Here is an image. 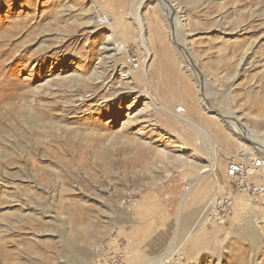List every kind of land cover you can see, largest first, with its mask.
Listing matches in <instances>:
<instances>
[{
  "label": "rangeland",
  "instance_id": "374dc122",
  "mask_svg": "<svg viewBox=\"0 0 264 264\" xmlns=\"http://www.w3.org/2000/svg\"><path fill=\"white\" fill-rule=\"evenodd\" d=\"M134 1L0 0V264L97 263L144 200L218 185L228 220L198 218L145 264H264V209L226 172L259 154L220 117L264 138V0H139L142 32Z\"/></svg>",
  "mask_w": 264,
  "mask_h": 264
},
{
  "label": "crops",
  "instance_id": "0c3cea01",
  "mask_svg": "<svg viewBox=\"0 0 264 264\" xmlns=\"http://www.w3.org/2000/svg\"><path fill=\"white\" fill-rule=\"evenodd\" d=\"M184 191L182 190L181 194ZM172 197V200L167 202L144 200L140 206L131 210L130 218H127L126 224H129L127 227L112 229V231L120 234L126 244L127 251L130 253L125 264H145L150 257L157 256L167 247L173 233H177L179 238L177 244H181V248L183 247L184 241L190 236L195 223L198 221L205 202L197 201L196 203L194 200L191 203L183 202L181 206L180 199L178 203L174 204L175 195ZM176 214L179 216L178 223L169 222L171 215L175 217ZM114 251V245L112 243L107 244L105 255L94 264H108ZM188 256L189 254H186V260L190 261Z\"/></svg>",
  "mask_w": 264,
  "mask_h": 264
},
{
  "label": "built area",
  "instance_id": "2783aa9c",
  "mask_svg": "<svg viewBox=\"0 0 264 264\" xmlns=\"http://www.w3.org/2000/svg\"><path fill=\"white\" fill-rule=\"evenodd\" d=\"M98 19V18H97ZM237 159H232L226 168L227 175L232 179L237 190H241L249 195V201L253 204H260L264 209V179L262 181L252 180L253 176H259L264 172V167L259 161L254 159H248L245 155L238 154ZM188 184L184 186V190H188ZM218 188L211 194L208 200L205 202L199 218H203L207 221H214L217 224H223L228 220L229 215L232 213L234 206L233 193H221ZM122 205L129 209L135 205V199H132L131 194H127L122 200ZM110 241L115 245V251L113 257L110 259V264H125L130 254L127 251V247L122 238L111 236ZM94 252L97 257H102L105 254V246L103 243H99L94 247ZM101 255V256H98ZM183 259V255L179 254L176 260L180 262ZM100 260V259H99Z\"/></svg>",
  "mask_w": 264,
  "mask_h": 264
},
{
  "label": "bare ground",
  "instance_id": "6f19581e",
  "mask_svg": "<svg viewBox=\"0 0 264 264\" xmlns=\"http://www.w3.org/2000/svg\"><path fill=\"white\" fill-rule=\"evenodd\" d=\"M143 1V0H142ZM142 1H139V0H135L134 1V5H133V9H134V15H135V17L134 18H136V20H137V22H138V28H139V31L140 32H142L143 30H144V25H143V20L142 19H140V17H139V13H138V11H139V7L141 6V4H142ZM160 2H163V0H159ZM94 2H95V0H94ZM166 2V1H165ZM164 2V3H165ZM174 5V4H173ZM171 6V5H170ZM168 8H170V7H168ZM172 9V8H171ZM177 10V9H176ZM174 12V11H173ZM177 17H178V15H176ZM173 17V16H172ZM98 18V17H97ZM106 17H104V19H101V18H98L97 20L98 21H100V22H98V25H100V26H109V25H111V22H108L109 21V19H106ZM176 22V21H175ZM174 22V23H175ZM170 25V24H169ZM178 28V27H177ZM178 29H180V27L178 28ZM184 47V50L186 51V52H188V49H187V47L184 45L183 46ZM114 48H116V49H114ZM144 48L146 49V47H145V45H144ZM113 49L115 50V52L113 53V55H116V54H120L121 55V53H124L125 51H126V44L125 43H123V42H120L119 44H115L114 46H113ZM146 51H147V53H150V50H148V49H146ZM117 57H119V56H117ZM113 58H115V57H113ZM113 60V59H112ZM118 61V60H117ZM113 63H115V62H113ZM119 65V64H118ZM239 65V64H238ZM121 66V65H120ZM111 68V67H110ZM121 68V67H120ZM237 71H238V69H237ZM236 71V72H237ZM102 77V76H101ZM202 77V76H201ZM98 79H100V76L97 74V73H95L94 75H93V79L92 80H98ZM82 80V79H81ZM80 83V82H79ZM207 82L205 81V83L204 84H206ZM80 108V107H79ZM75 109V108H74ZM217 114L220 116V114L217 112ZM220 117H222V119L227 123V125L232 129V131L237 135V138H239L241 141H244L245 143L247 142V141H249L250 143H252V146H253V148H255L256 149V151H257V153L259 154V156H255L254 154H251L250 152H248V153H246V152H244L245 150L244 149H240V155H245L246 156V158H248V159H254V160H257V161H259L257 164H261L262 166H264V138L262 137V136H259V138H255V137H253L252 135H250V130L248 129V126L246 125V124H244V123H241L240 122V117H232L231 119L229 118V117H223V116H220ZM228 127V128H229ZM202 131L205 133V134H207V140H208V142H210V139H209V137H208V133H207V131L206 130H204L203 128H202ZM264 134V133H263ZM262 134V135H263ZM242 145V144H241ZM244 146V145H243ZM208 151L213 155V153H214V149H213V144L212 143H209V146H208ZM259 157L260 158H263V161H261L260 159H259ZM204 172H211V173H213L214 172V169H213V166L212 165H209V166H206L205 168H203L202 170H200L199 171V174H203ZM167 176H168V174H167ZM189 189V188H188ZM162 261V260H161ZM162 262H164V261H162Z\"/></svg>",
  "mask_w": 264,
  "mask_h": 264
},
{
  "label": "water",
  "instance_id": "95a60500",
  "mask_svg": "<svg viewBox=\"0 0 264 264\" xmlns=\"http://www.w3.org/2000/svg\"><path fill=\"white\" fill-rule=\"evenodd\" d=\"M108 17H110V16L108 15Z\"/></svg>",
  "mask_w": 264,
  "mask_h": 264
}]
</instances>
